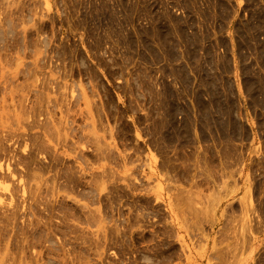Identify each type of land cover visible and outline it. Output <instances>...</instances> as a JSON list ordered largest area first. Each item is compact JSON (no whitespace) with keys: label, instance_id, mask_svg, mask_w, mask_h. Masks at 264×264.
<instances>
[{"label":"rangeland","instance_id":"rangeland-1","mask_svg":"<svg viewBox=\"0 0 264 264\" xmlns=\"http://www.w3.org/2000/svg\"><path fill=\"white\" fill-rule=\"evenodd\" d=\"M0 264H264V0H0Z\"/></svg>","mask_w":264,"mask_h":264},{"label":"bare ground","instance_id":"bare-ground-1","mask_svg":"<svg viewBox=\"0 0 264 264\" xmlns=\"http://www.w3.org/2000/svg\"><path fill=\"white\" fill-rule=\"evenodd\" d=\"M197 96H199V95H197ZM197 96H196V98H197ZM197 101H198V98H197ZM199 108L198 106H197V102L194 104V106H193V108ZM199 109H204L205 110V108L202 106H200V108ZM225 115V112L224 113H222V116H224ZM227 118H228V120H224L223 121V123H222V125L225 127V128H228V127H230V129L233 127V126H235L236 124H237V122H236V120L234 119H231V117L232 116H230V115H228V116H226ZM234 128V130L231 132V133H229V134H225L224 133V131L222 132V136H221V138H226V137H229L231 140H236L237 138H238V133H237V130H236V128L235 127H233ZM226 135V136H225Z\"/></svg>","mask_w":264,"mask_h":264}]
</instances>
